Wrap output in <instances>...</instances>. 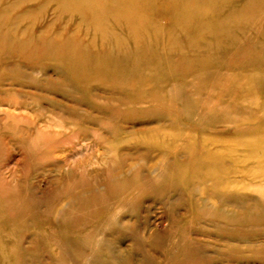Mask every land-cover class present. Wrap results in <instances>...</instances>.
<instances>
[{"label": "rangeland", "instance_id": "1", "mask_svg": "<svg viewBox=\"0 0 264 264\" xmlns=\"http://www.w3.org/2000/svg\"><path fill=\"white\" fill-rule=\"evenodd\" d=\"M0 264H264V0H0Z\"/></svg>", "mask_w": 264, "mask_h": 264}, {"label": "bare ground", "instance_id": "2", "mask_svg": "<svg viewBox=\"0 0 264 264\" xmlns=\"http://www.w3.org/2000/svg\"><path fill=\"white\" fill-rule=\"evenodd\" d=\"M118 1H121V0H118ZM123 1V0H122ZM114 6V2H109V4L108 3H104L103 5H102V7H101V10L102 11H107V10H110V11H113V12H115V11H117V12H120V11H118V9H116V8H114L113 7ZM123 7H125V6H120V8H123ZM101 11H98V13H100ZM98 14L96 13V15L95 16H97ZM103 64H107V66H103V64L102 65H99V66H95L94 68H93V72L94 73H96V74H99L100 72H112L114 75L115 74H117V71L118 70H121V65H119V64H114L113 62H112V60H109V58H103ZM76 65V67H84V66H87V65H85V64H82V63H77V64H75ZM115 65V66H114ZM90 66V65H89ZM91 67V66H90ZM123 70V69H122ZM118 75V74H117Z\"/></svg>", "mask_w": 264, "mask_h": 264}]
</instances>
